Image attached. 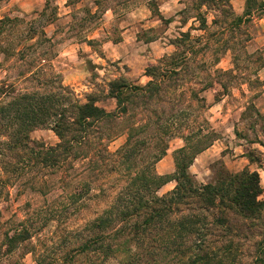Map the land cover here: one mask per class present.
Segmentation results:
<instances>
[{"label":"trees","instance_id":"trees-1","mask_svg":"<svg viewBox=\"0 0 264 264\" xmlns=\"http://www.w3.org/2000/svg\"><path fill=\"white\" fill-rule=\"evenodd\" d=\"M49 1L39 18L46 17ZM135 1L95 0V6L116 3L127 10ZM244 1L241 16L234 13L229 0H193L191 8L185 5L180 13H195V30L208 34L207 15L213 12L211 24L223 27L206 40L179 32L170 43L176 51L144 70L148 78L144 85L124 78L111 80L105 96L89 94L80 102L54 72L43 77V91L16 92L12 84L0 82V199L28 177V189L43 197L58 180L59 216L65 220L80 211L81 205H76L85 198L105 202L100 214L69 230L70 249L62 256L54 258L26 244V253L36 264H264V200L259 199L258 172L245 168L232 174L221 167L206 184H199L190 173L197 156L218 140L203 118L208 108L203 93L216 83L228 91L220 79L233 76L232 70L215 68L218 60L208 64L203 58L217 51L214 45L224 40L227 50L234 49L233 33L241 34L252 21L253 7L264 13V0ZM145 5L163 24L174 21L163 18L157 0H146ZM109 10L116 12L113 5ZM86 17L94 20L96 12L86 10ZM19 21L0 20V54L32 56L23 77L33 76L32 69L42 72L47 67L43 63L51 59V40L43 30L28 28L24 39L36 37L34 44L3 46L13 38L11 31ZM228 34L231 38L226 40ZM93 43L87 40L89 46ZM107 99L115 101L114 110L98 105ZM39 127L51 130L58 142L46 147L32 141L29 134ZM119 136L125 142L110 151L109 143ZM173 138L183 142L174 152V173L159 175L155 165ZM245 156L251 164L257 162L250 154ZM75 162L85 165L84 170L70 172ZM106 177L115 179L114 184L105 190L95 188L94 181ZM171 182L174 188L159 196V189ZM33 222L26 219L3 235L1 245L7 254L32 238Z\"/></svg>","mask_w":264,"mask_h":264},{"label":"rangeland","instance_id":"rangeland-1","mask_svg":"<svg viewBox=\"0 0 264 264\" xmlns=\"http://www.w3.org/2000/svg\"><path fill=\"white\" fill-rule=\"evenodd\" d=\"M145 1L136 0L127 10L112 3L116 10L113 13L109 10L111 4L96 8L95 0H50L46 17L41 19L39 14L44 9L46 0H0V20H20L17 27L14 26L15 30L11 31L13 38L4 41L3 46L10 44L18 48L23 44H34L36 37L27 42L24 39L28 28L43 30L52 45L51 59L43 63L47 67L42 72L40 69H32L35 72L33 76L23 77L32 56L25 55L22 58L14 55L5 58L0 54V82L12 84L16 92L43 91V77L54 72L80 102H85L89 94L105 96L108 91L107 83L111 80L124 78L132 84L144 85L148 81L144 70L155 65L164 55L176 51L170 43L179 32L188 31L192 37L201 36L206 40L209 39V33L215 34L223 27L222 24H211L213 14L216 13H210L207 15L210 28L208 34H204L195 30L198 23L192 18L195 16L193 11L188 14L180 13L186 7L191 8L193 0H157L163 18L174 19L171 24L166 25L151 15ZM229 3L236 15L243 14L244 0H229ZM86 10L96 12L94 20H87ZM256 10V6L253 7V19L243 26L241 34L237 31L233 33L235 38L231 43L234 44V49L227 50L224 40L214 43L213 50L217 51H212L203 58L208 64L218 60L215 68L232 70L233 76L220 79L222 84L228 86V91L224 92L216 83L203 93L208 106L203 118L207 120L209 129L217 134L218 140L213 143L214 147L208 148L210 153L195 159L190 168V173L199 184L211 182L221 167L232 174L241 172L247 168L241 161V155L244 154H250L257 161L251 164L249 171H256L258 167L264 171V120L257 117L251 107V104L262 107L256 99L264 92L258 76L264 67V13ZM230 38L231 35L228 34L226 40ZM87 40H95V43L89 46ZM98 105L112 111L115 101L107 99ZM29 136L32 141L46 147L58 142L55 134L44 127L34 129ZM124 142L125 137L119 136L109 143V150H116ZM182 146L183 142L179 138H173L169 142L166 155L155 165L159 175L174 173V152ZM219 148L220 151H215ZM150 157L144 156L146 160ZM73 165L74 169L69 170L72 173H78L85 167L81 162ZM61 174L53 175L52 178L56 179L63 175ZM27 179L28 177L22 179L9 189L8 195H3L0 199V264L15 261L36 264L33 256L26 253L28 243L48 256H62L70 249L69 230L92 220L105 207L104 199L85 198L76 205H81L80 211L74 212L72 219L65 220L64 216H59L61 191L58 180L51 193L43 197L28 189ZM114 182L112 177H106L95 180L94 186L105 190ZM260 185L262 194L259 199L264 200V173L260 177ZM174 186L173 182L164 185L159 189L158 195L168 193ZM29 218L34 221L35 226L32 238L13 253L7 254L1 245L3 235L12 232L20 222ZM77 264H82V261Z\"/></svg>","mask_w":264,"mask_h":264},{"label":"crops","instance_id":"crops-1","mask_svg":"<svg viewBox=\"0 0 264 264\" xmlns=\"http://www.w3.org/2000/svg\"><path fill=\"white\" fill-rule=\"evenodd\" d=\"M258 76H259V78H260V80H261V82H262V84H263V88H264V67L259 71ZM256 101H257V103H261L262 107H260L258 104H256L255 108L257 109V111H258L261 115H263V114H264V92H263L259 97H257ZM212 147H214V146H212ZM212 147H210V148H212ZM216 150H217V151H220V148H219V149H215V151H216ZM208 151H209V149L205 150L204 152H202L201 154H199V155L197 156V158H198V157L207 156L208 153H210V152H208ZM215 153H216V152H215ZM219 153H220V152H219ZM241 156H243V157L241 158V161H243V163H244V167H247L248 169H250V168L252 167V165H251V163L249 162V160L246 158L245 154H244V155H241ZM197 158H196V159H197ZM253 171H254V170H253ZM256 171L258 172L259 176L262 177V174L264 173V171H262V169L259 168V167H258V169H257Z\"/></svg>","mask_w":264,"mask_h":264}]
</instances>
